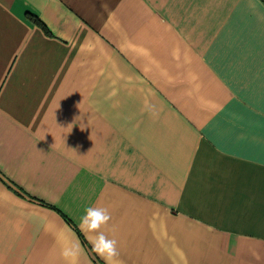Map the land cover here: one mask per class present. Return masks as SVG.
<instances>
[{"label": "crops", "instance_id": "crops-1", "mask_svg": "<svg viewBox=\"0 0 264 264\" xmlns=\"http://www.w3.org/2000/svg\"><path fill=\"white\" fill-rule=\"evenodd\" d=\"M88 206L119 264H264L263 0H0V264H106Z\"/></svg>", "mask_w": 264, "mask_h": 264}, {"label": "clouds", "instance_id": "clouds-1", "mask_svg": "<svg viewBox=\"0 0 264 264\" xmlns=\"http://www.w3.org/2000/svg\"><path fill=\"white\" fill-rule=\"evenodd\" d=\"M110 220V213L107 208L88 206L81 217L82 225L93 233L91 244L95 251L106 261V264H119L118 241L115 238H109L102 229ZM70 264H74L78 255L76 246H66L62 252Z\"/></svg>", "mask_w": 264, "mask_h": 264}, {"label": "trees", "instance_id": "trees-1", "mask_svg": "<svg viewBox=\"0 0 264 264\" xmlns=\"http://www.w3.org/2000/svg\"><path fill=\"white\" fill-rule=\"evenodd\" d=\"M38 22V21H37ZM39 23V22H38Z\"/></svg>", "mask_w": 264, "mask_h": 264}, {"label": "built area", "instance_id": "built-area-1", "mask_svg": "<svg viewBox=\"0 0 264 264\" xmlns=\"http://www.w3.org/2000/svg\"><path fill=\"white\" fill-rule=\"evenodd\" d=\"M264 1V0H263Z\"/></svg>", "mask_w": 264, "mask_h": 264}]
</instances>
